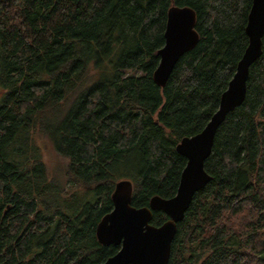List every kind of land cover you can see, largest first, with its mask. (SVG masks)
I'll list each match as a JSON object with an SVG mask.
<instances>
[{"label":"trees","instance_id":"16d2710c","mask_svg":"<svg viewBox=\"0 0 264 264\" xmlns=\"http://www.w3.org/2000/svg\"><path fill=\"white\" fill-rule=\"evenodd\" d=\"M251 4L0 0V264H98L120 248L96 235L120 180L132 181L135 207L176 194L187 162L176 147L217 111ZM171 6L194 10L199 39L161 87ZM262 48L168 264H264V37ZM167 219L155 211L151 223Z\"/></svg>","mask_w":264,"mask_h":264},{"label":"water","instance_id":"95a60500","mask_svg":"<svg viewBox=\"0 0 264 264\" xmlns=\"http://www.w3.org/2000/svg\"><path fill=\"white\" fill-rule=\"evenodd\" d=\"M196 14L190 7L171 6L167 12L165 43L159 49V64L153 73L156 84L163 87L176 63L198 42L195 30ZM246 34L248 45L237 63L236 71L222 93L217 111L204 129L191 137H184L176 150L187 162L182 170L177 192L173 197L153 196L149 206L132 205L133 183L120 180L112 194L113 209L96 228L99 242L116 245L119 250L98 264H168L171 245L195 194L211 180L205 170L218 127L228 113L245 99L250 66L261 56L264 37V0H252ZM155 211L164 212L168 219L159 226L151 223Z\"/></svg>","mask_w":264,"mask_h":264},{"label":"rangeland","instance_id":"374dc122","mask_svg":"<svg viewBox=\"0 0 264 264\" xmlns=\"http://www.w3.org/2000/svg\"><path fill=\"white\" fill-rule=\"evenodd\" d=\"M0 93H1V90H0ZM57 120H59V119H54L53 121H55V122H56Z\"/></svg>","mask_w":264,"mask_h":264}]
</instances>
